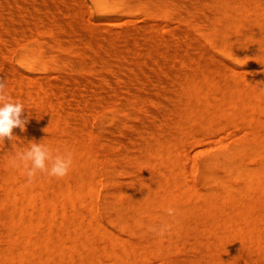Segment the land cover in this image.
Masks as SVG:
<instances>
[{
	"label": "bare ground",
	"instance_id": "obj_1",
	"mask_svg": "<svg viewBox=\"0 0 264 264\" xmlns=\"http://www.w3.org/2000/svg\"><path fill=\"white\" fill-rule=\"evenodd\" d=\"M83 1L0 0V78L27 118L0 141V264H264V0ZM221 124L199 187L183 151ZM33 141L72 154L65 177L28 181Z\"/></svg>",
	"mask_w": 264,
	"mask_h": 264
},
{
	"label": "clouds",
	"instance_id": "obj_2",
	"mask_svg": "<svg viewBox=\"0 0 264 264\" xmlns=\"http://www.w3.org/2000/svg\"><path fill=\"white\" fill-rule=\"evenodd\" d=\"M7 83L0 78V141L4 138L14 139V127L25 129L27 118H22L24 105L18 100L8 98L6 93ZM16 159L23 163L26 175L30 182L37 172L46 173L52 177H65L72 164V154H53L50 149L41 143L29 142L27 149L16 153ZM30 164V166H29ZM169 216H174V209L167 210ZM157 236L165 235L167 227L163 224L151 225L148 229Z\"/></svg>",
	"mask_w": 264,
	"mask_h": 264
},
{
	"label": "rangeland",
	"instance_id": "obj_3",
	"mask_svg": "<svg viewBox=\"0 0 264 264\" xmlns=\"http://www.w3.org/2000/svg\"><path fill=\"white\" fill-rule=\"evenodd\" d=\"M78 3H82L84 6H74L73 5V7L74 8H77V9H79V8H81L82 10H80V11H82V12H84L85 10H87L89 7H93V2H92V0H84L83 2H78ZM76 4V3H75ZM85 4H87V9H85L86 7V5ZM85 7V8H84ZM79 10H77L76 11V13H77V18H75V21H84L83 20V18H85L86 16H83V18H82V15L81 14H79ZM78 14L81 16V18L82 19H80V16H78ZM142 15V14H141ZM79 17V18H78ZM88 17V16H87ZM92 20H95V19H99V18H102V16L95 10L94 12H93V14H92ZM68 19V21H70V20H72V19H70V18H67ZM86 19H88L89 20V18H86ZM111 19H113V20H111ZM103 20L105 21V20H110V22L112 23V21H114V23H116L117 21H118V16H111V17H105V18H103ZM116 20V21H115ZM120 20V19H119ZM157 20H159V21H157ZM165 19H163V17H161V16H158V17H155V18H153V21L155 22H159V24H162L163 22L162 21H164ZM107 21V22H108ZM106 22V21H105ZM118 22H120V21H118ZM115 25V24H114ZM114 27H116V26H114ZM153 32H156V33H159L160 35H163V33L165 34V35H167V33H165V32H160L158 29L157 30H153V29H151ZM14 44H16V45H14ZM27 44V42H25V41H22V40H18V41H15L13 44H12V46H14V47H12L11 46V49L13 50H11L10 51V55H9V59L12 61V62H14V63H16L17 62V57H18V55H19V53L21 52V50L25 47L24 45H26ZM17 55V56H16ZM229 61H231V62H236V60L234 59V58H227ZM251 68H256V67H252V66H250V68L249 69H251ZM257 69V71H255V72H257V73H260V71L261 72H263V70H262V68H256ZM254 72V74L255 75H257V73H255ZM107 116H110V117H107ZM113 117H115V115H114V112H111L109 109H103L100 113H98L97 115H95L94 117H91V119L89 120V124H90V126L93 128V129H95V130H98V128H99V124H100V122L102 123H108V120L110 119V118H113ZM93 118V119H92ZM97 124V125H96ZM96 125V126H95ZM233 129V128H232ZM233 130H235V129H233ZM233 130H231L230 129V127L228 128L227 126H225V127H222V124L220 125V126H218L217 128H216V131L212 134V133H210V134H206L204 137H202V138H200L199 140H190L189 142H188V147H186V149L188 150V148H189V154H188V152L187 151H183V159H182V166L184 167V168H187L189 171H191V174L188 172V171H186V172H188L187 173V175H189L190 174V176L188 177L189 179H194L193 180V182H195L199 187H200V183H199V179H200V171H199V166H200V163H201V161L203 160V158L206 156V155H208V154H210V153H213V152H215V151H220L221 149H222V147L221 146H219V144L218 143H216V142H219V140H225V141H227V142H230V141H232L233 139L230 137L231 136V132L233 131ZM237 131V130H236ZM237 132H239V131H237ZM240 132H244V130L243 131H240ZM239 132V133H240ZM41 133H43V134H45V135H48L50 132H48V130H41ZM241 134H243V133H241ZM191 141H197V142H192V143H190ZM210 144H212V146L210 145ZM210 145V146H209ZM105 153V154H104ZM104 153H102L101 155H102V157L104 158L105 156H106V152H104ZM188 154V155H190V157H186V155ZM184 160V161H183ZM192 160H193V162L194 163H192ZM102 162V163H101ZM101 162H99L98 163V168H100L99 170L103 173L104 172V170L106 169L105 168V164H104V160L102 159L101 160ZM249 164H254L252 161H249L248 162ZM187 166V167H186ZM196 167V168H195ZM105 168V169H104ZM138 172L140 173V174H144L145 173V169H139L138 170ZM192 177V178H191ZM127 177L126 176H124L123 177V179H126ZM106 180V177H105V174H103V182ZM204 189H206V188H204ZM105 192H106V188L104 187V185L102 184L100 187H99V189H98V195H99V198L100 199H102L103 198V195L105 194ZM106 220V219H105ZM155 262V263H154ZM150 264H158V261L156 260V259H153L152 261H151V263Z\"/></svg>",
	"mask_w": 264,
	"mask_h": 264
}]
</instances>
